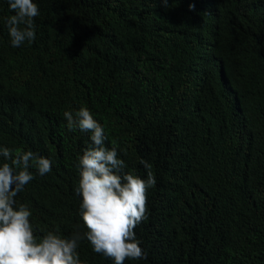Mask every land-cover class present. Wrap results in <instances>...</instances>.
I'll use <instances>...</instances> for the list:
<instances>
[{
	"label": "trees",
	"instance_id": "1",
	"mask_svg": "<svg viewBox=\"0 0 264 264\" xmlns=\"http://www.w3.org/2000/svg\"><path fill=\"white\" fill-rule=\"evenodd\" d=\"M33 2L35 40L14 48L0 0V148L52 162L16 197L34 233L87 232L91 133L63 116L86 107L124 172L146 178L144 160L156 180L134 230L146 259L124 264H264V0ZM77 251L114 264L86 238Z\"/></svg>",
	"mask_w": 264,
	"mask_h": 264
},
{
	"label": "clouds",
	"instance_id": "2",
	"mask_svg": "<svg viewBox=\"0 0 264 264\" xmlns=\"http://www.w3.org/2000/svg\"><path fill=\"white\" fill-rule=\"evenodd\" d=\"M14 15L6 24L11 45L18 48L35 40L34 18L39 9L33 0H7ZM167 7L168 0H161ZM194 5H190V9ZM70 131L79 128L90 132L92 146L79 158V181L75 189L82 197L80 216L87 232L64 238L52 231L37 236L30 223L32 212L16 197L33 179L30 169L44 176L51 172L52 162L32 151L0 148V264H82L77 248L86 238L92 250L124 264L126 260L146 259V253L136 239L135 228L146 220L148 191L156 180L151 165L140 163L147 170L146 178L124 172L125 162L115 146H106L104 127L90 110L63 113Z\"/></svg>",
	"mask_w": 264,
	"mask_h": 264
}]
</instances>
